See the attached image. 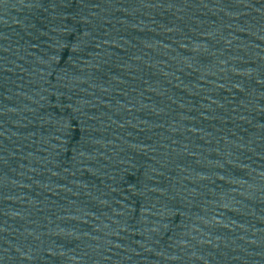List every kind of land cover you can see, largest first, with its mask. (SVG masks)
<instances>
[{"label": "water", "instance_id": "1", "mask_svg": "<svg viewBox=\"0 0 264 264\" xmlns=\"http://www.w3.org/2000/svg\"><path fill=\"white\" fill-rule=\"evenodd\" d=\"M0 264H264V0H0Z\"/></svg>", "mask_w": 264, "mask_h": 264}]
</instances>
